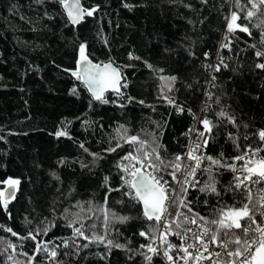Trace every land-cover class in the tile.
Instances as JSON below:
<instances>
[{
  "label": "trees",
  "instance_id": "obj_1",
  "mask_svg": "<svg viewBox=\"0 0 264 264\" xmlns=\"http://www.w3.org/2000/svg\"><path fill=\"white\" fill-rule=\"evenodd\" d=\"M80 2L96 11L74 26L59 0H0V191L3 181H20L6 206L0 199V264H165L141 247L156 222L144 217L120 165L129 154L147 152L168 175L187 130L194 123L203 129V169L192 188L179 187L170 210L177 215L168 217L164 239L175 248L162 247L171 254L180 251L176 225L188 214L210 220L222 204L238 205L242 196L229 190L231 159L259 146L264 130V69L256 67V50L264 51V5ZM248 10L256 12L250 21ZM233 12L251 34L225 33ZM81 45L91 61L120 70V91L107 92V103L93 99L69 72ZM132 136L143 146L127 143Z\"/></svg>",
  "mask_w": 264,
  "mask_h": 264
},
{
  "label": "snow or ice",
  "instance_id": "obj_2",
  "mask_svg": "<svg viewBox=\"0 0 264 264\" xmlns=\"http://www.w3.org/2000/svg\"><path fill=\"white\" fill-rule=\"evenodd\" d=\"M61 5L67 12V15L73 24L79 23L80 19L84 16H91L96 9H85L81 6L80 0H59ZM237 6L240 7L239 0H236ZM251 4V9L259 10V5H264V0H259V4L255 0H248ZM241 11H244L241 7ZM256 15V12L253 10H248L245 15V19L249 21L252 17ZM240 19L239 15L236 12H233L230 17V21L227 24V29L229 32L239 30L241 32H249V28L246 25L238 24L237 21ZM80 53V62L88 65L83 69V76L78 72H73L72 75L76 76L77 79L84 80V83L88 85L89 91L92 92L93 98L97 101L107 103V100L104 99V93L108 90L119 93V82H120V73L116 68H113L110 64H105L103 68L100 65H92L91 61L88 60V57L85 55V46L81 45L79 49ZM257 56H264V52H257ZM257 68L264 69V64H257ZM95 69V71H93ZM219 70V69H217ZM168 79V78H164ZM171 80H175V77H172ZM223 115V113H221ZM205 130L210 131V121L207 119L202 121ZM57 135H65L64 132H59ZM204 133H199V136H203ZM259 137L264 141V131L259 133ZM126 142L130 144L140 143L143 146V141H139V138L132 136L126 138ZM206 143V141H205ZM81 147H83L81 145ZM117 147H120L118 144ZM201 145L199 143L195 144V147L188 153V158L196 161V167L200 166V162L203 159L200 156H196L195 152L199 150ZM115 151V149H112ZM139 151V149H138ZM262 149L252 150L253 156H259V153ZM155 152V148L153 149ZM151 153H144L143 160L140 156H134L129 154L123 159L129 161L128 165H120L122 170L131 177L132 180L126 181L128 187H130L135 195L133 199L141 202L143 204V215L149 221L155 220L157 224L161 223L162 217L167 213V215H177L176 213L168 212V200H169V191L165 186L167 182L161 183L162 178H158L153 172L145 173L142 171L143 167L153 169L154 171H160V167L154 162L149 161L147 165L144 164V161L149 160ZM156 160H159L163 164V160L156 154ZM181 158L178 156L176 160L179 161ZM211 160V157H208ZM237 160H244L243 155L237 156ZM135 161V164L131 163ZM213 164L219 163L216 160H212ZM139 164L141 167H136ZM173 167L174 171L171 173L173 179H177L175 171L179 170L181 165L179 163H174L168 165ZM234 172L239 171L243 173V176H235L234 184L229 189L230 191L239 192L242 196V199L239 200L238 205L232 204H222L217 208L216 214L212 219H206L204 217H198V214H194L193 217H185L184 223H191L197 225L200 228L199 231H193L192 229H186V232H192V238L196 241L195 244L184 243V237L181 236L180 232H176L177 236H181L182 244L180 251L185 254V264H188V260H192L194 264H200L202 260H211L212 264H264V222H258L256 213L259 212L260 217L264 220V157H259L256 160H247L241 169H236L235 166H230ZM195 169H192L190 174H194ZM179 182V181H178ZM7 184L8 189H15L19 185L20 181L16 179H8L3 181ZM249 184L260 185L256 190L254 196L252 188L249 187ZM215 193L217 196L220 194L216 192L215 184L210 183L206 186ZM241 189L243 191L241 192ZM6 191V190H5ZM5 191H0V199L5 197ZM200 191H205V188H201ZM15 195L14 192L9 194V199ZM131 195V193H129ZM175 202H173L174 204ZM5 206L7 205V200H4ZM180 206L186 207L187 205L183 200H180ZM189 211L192 210L189 208ZM121 221L127 220V217H120ZM243 221V223H242ZM105 224L107 225V213H105ZM71 226V224L69 225ZM165 228H170V225L165 224ZM177 228H181L182 225L177 224ZM9 231H11L9 229ZM46 234V229L43 230ZM80 236H83L84 233L80 228L74 229ZM12 235H16L15 232ZM141 236H146L145 232H140ZM87 239V237H85ZM34 239V237H33ZM100 243L104 242V237L97 236L95 237ZM163 239V234H162ZM154 242V241H153ZM163 242L167 244L168 249H174L175 245L168 243L166 239H163ZM111 244V241H108ZM215 245L216 248H220L223 251L217 252L212 250L209 245ZM120 247V245H116ZM39 245L37 248L39 249ZM141 247H145L141 245ZM148 251L156 253L157 249L153 248L151 244L147 245ZM189 249H193V252H189ZM46 250V249H45ZM207 253V255H205ZM55 257L56 253L53 251L51 253ZM167 256L169 261L173 260V257L168 255L166 250L164 253ZM226 255L231 258L227 262L222 261V256ZM216 257V259H213ZM151 260V257H147Z\"/></svg>",
  "mask_w": 264,
  "mask_h": 264
},
{
  "label": "built area",
  "instance_id": "obj_3",
  "mask_svg": "<svg viewBox=\"0 0 264 264\" xmlns=\"http://www.w3.org/2000/svg\"><path fill=\"white\" fill-rule=\"evenodd\" d=\"M258 51L259 50H256V53ZM259 52H264V51L260 50ZM259 58L260 59L256 62V65L257 64H264V56H259ZM105 94L106 93H104V95ZM204 94H205V91H204ZM174 100H175V97L173 95H169L168 99H167V103L173 104ZM261 131H264V130H260L259 133ZM199 133H201V131L196 127L195 123L192 125V127L189 130H187V133H186L187 142H186L184 150L182 151L181 154H179V157L181 159L177 162L181 165V167L179 170L175 171V175H176L177 179L174 180L173 176L171 175V173L174 171V169H172L168 175H164L161 172V170L160 171H154L153 169L147 168L146 166L142 168V170H144L145 172H153V174L156 175L158 178H162L161 183H164L165 181L167 182V184L165 186L168 188V191H169V200L167 202L168 205H170L168 207L169 213H170L171 207L173 205V202H174V199H175V196L178 192L179 187L181 185H183L185 187L192 188L194 186L196 174L200 170L203 169L201 162H200V166L197 168L195 166L196 161L188 158V153L195 147V144H197V143H199L201 145V147L199 150H197L195 152V155L200 156L202 158L204 156L203 136H199ZM257 148L262 149V151L259 153V156H253L252 150H255ZM241 155H243L245 157V159L244 160H237L236 157L241 156ZM134 156H140L141 159L143 160L144 154L134 155ZM259 157H264V141H262V140H261L259 146H257V147L247 146L244 148V150L241 153L236 154L235 156L232 157L231 163H230L228 171H227L230 174V177L232 180V185L235 182L234 177L237 175L243 176V173H241L239 171L234 172L230 166H235L236 169H241V168H243V166L247 160H249V159L256 160ZM149 161L153 162L151 160V158L149 157V160L144 161V164L147 165V163ZM129 163L130 162L128 161L127 165ZM131 163L135 164V161H132ZM136 167H141V165L137 164ZM192 169H195L194 174H190L192 172ZM131 178L132 177L130 175H128V173H126V172H124L122 175V181L124 184H126V181L130 180ZM248 186L252 188L254 195L256 194V190L260 187V185H253V184H249ZM257 214H258V216L255 217L257 219V221L258 222H264V220H262V218L260 217L259 212ZM168 217H169V215H167V213H165V215L162 217L161 223L160 224L155 223V232L148 239L147 243L144 245L145 246L144 249L147 252H149L147 245L151 244L153 248L157 249V252L156 253L149 252V253L154 254L155 256L162 259L165 264H185V254L182 251H177L174 254H171V252L167 250L168 255L173 257L172 261H169L167 256L164 255L166 249H164L162 247V243H163L164 237L168 234V228L164 227V225L167 224V222H168ZM186 217L191 218L193 216L188 214ZM184 221H185V219H184ZM242 223H243V221H242ZM189 228L192 229L193 231H199L200 230V228H198L197 225H193L191 223H184L183 222L180 233H181V236L184 237L185 245L187 243H193V244L196 243V241L192 238V232H186V229H189ZM162 234H163V239H162ZM181 236H179L180 245L182 244ZM209 247L212 250L217 251V252L223 251L220 248H216L215 245L210 244ZM189 252H193V249H189ZM205 255H207V253H205ZM213 259H216V257H213ZM221 259H222V261L227 262L231 258L224 255V256H222ZM188 264H194V262L192 260H188ZM200 264H212V262H211V260H202L200 262Z\"/></svg>",
  "mask_w": 264,
  "mask_h": 264
},
{
  "label": "water",
  "instance_id": "obj_4",
  "mask_svg": "<svg viewBox=\"0 0 264 264\" xmlns=\"http://www.w3.org/2000/svg\"><path fill=\"white\" fill-rule=\"evenodd\" d=\"M81 6H82V4H81ZM61 7H62V10H63V12H64V14H65V17H66V19L68 20V22L70 23V24H72V25H76V24H73L72 22H71V20L69 19V17H68V15H67V12H66V10L64 9V7L61 5ZM83 7V6H82ZM91 9H93V8H90V9H88V10H91ZM87 15H84L81 19H80V21L79 22H81L82 20H83V18L84 17H86ZM78 24V23H77ZM88 60L89 61H91L89 58H88ZM91 64L92 65H100L101 66V68H103V66L105 65V64H110L113 68H116L118 71H119V73H120V70L112 63V62H110V61H106V62H104V63H97V62H93V61H91ZM88 65H86V64H83V63H81L80 62V54L77 56V58H76V60H75V66H74V68L73 69H71V70H69V72H70V74L72 75V73L73 72H78V73H80V75L81 76H83V69L85 68V67H87ZM93 71H95V69H93ZM120 77H121V74H120ZM80 80V82L83 84V86L85 87V89L87 90V92H88V94L93 98V95H92V92H90L89 91V88H88V85H86L85 83H84V80H82V79H79ZM120 82H121V78H120ZM120 82H119V88H120ZM107 92H114V91H111V90H108V91H106L105 93H107ZM94 99V98H93ZM142 171H144V170H142ZM145 172V171H144ZM146 173V172H145ZM133 179V177L131 178V180ZM131 189V188H130ZM6 190V191H5ZM1 191H5V197L3 198L4 200L6 199V200H10L8 197H9V194L11 193V192H14V189H8V186L6 185ZM131 191L134 193V191L131 189ZM134 195H135V193H134ZM139 204H140V206H141V209H142V212H143V204L141 203V202H139Z\"/></svg>",
  "mask_w": 264,
  "mask_h": 264
},
{
  "label": "rangeland",
  "instance_id": "obj_5",
  "mask_svg": "<svg viewBox=\"0 0 264 264\" xmlns=\"http://www.w3.org/2000/svg\"><path fill=\"white\" fill-rule=\"evenodd\" d=\"M226 31H225V33H229V31H228V29H227V24L229 23V17L226 19ZM169 96V95H168ZM168 96H167V99H168ZM166 102H167V100H166Z\"/></svg>",
  "mask_w": 264,
  "mask_h": 264
},
{
  "label": "bare ground",
  "instance_id": "obj_6",
  "mask_svg": "<svg viewBox=\"0 0 264 264\" xmlns=\"http://www.w3.org/2000/svg\"><path fill=\"white\" fill-rule=\"evenodd\" d=\"M206 94V93H205ZM201 132H203V129L201 128V130H200Z\"/></svg>",
  "mask_w": 264,
  "mask_h": 264
}]
</instances>
